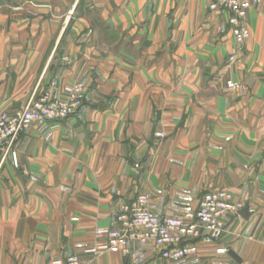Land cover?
Returning <instances> with one entry per match:
<instances>
[{"label":"crops","instance_id":"0c3cea01","mask_svg":"<svg viewBox=\"0 0 264 264\" xmlns=\"http://www.w3.org/2000/svg\"><path fill=\"white\" fill-rule=\"evenodd\" d=\"M210 2L0 0V115L88 87L75 116L18 140L17 165L0 152V264H264V0L244 21L243 49ZM225 80L250 93H225ZM211 190L251 217L226 219L196 255L90 251L107 242L98 230L123 229L122 207L139 195L153 215L192 219Z\"/></svg>","mask_w":264,"mask_h":264},{"label":"built area","instance_id":"2783aa9c","mask_svg":"<svg viewBox=\"0 0 264 264\" xmlns=\"http://www.w3.org/2000/svg\"><path fill=\"white\" fill-rule=\"evenodd\" d=\"M258 0H211L209 10L213 13H229L232 35L240 46L250 37L244 25L249 11ZM235 85L229 83L228 88ZM87 85L76 83L64 87L60 96L50 91L34 94L26 105L17 112L0 115V152L3 157H11L17 165L15 145L29 133L35 124L61 123L75 116L85 104ZM48 134L47 141L51 140ZM244 204L237 201L225 190L206 192L200 200L192 219L180 216L153 215L149 209V197L141 194L131 203L122 207L118 218L122 230L102 229L97 235L107 242L90 250L99 253L121 249L125 255L130 253V244L154 245L160 256L177 263L196 255L198 243L204 240L220 241L226 232V219L239 215ZM51 264H82L78 256L55 259Z\"/></svg>","mask_w":264,"mask_h":264},{"label":"rangeland","instance_id":"374dc122","mask_svg":"<svg viewBox=\"0 0 264 264\" xmlns=\"http://www.w3.org/2000/svg\"><path fill=\"white\" fill-rule=\"evenodd\" d=\"M257 4H259V2H256L253 6H252V8L255 6V5H257ZM251 8V9H252ZM229 14V13H228ZM248 17V16H247ZM245 25V24H244ZM246 26V25H245ZM249 30V29H248ZM230 33H231V35H232V32H231V27H230ZM249 33H250V31H249ZM232 37H233V39L235 40V38H234V36L232 35ZM250 38V37H249ZM249 40V39H248ZM247 40V41H248ZM247 41H246V43H247ZM235 42H236V44L238 45V49H243L244 47H245V44L243 45V46H240L238 43H237V41L235 40ZM65 60H66V58H65ZM229 83H233V85H235L234 87V89H229L228 88V85H229ZM66 87H68V86H66ZM223 91L225 92V93H227V94H231V95H236V96H239V97H245L246 95H248L249 93H250V88L247 86V85H243V84H238V83H235L234 81H232V80H225V82H224V87H223ZM62 93V92H61ZM53 94V93H52ZM54 95V94H53ZM55 96V95H54ZM57 97V96H56ZM26 105V104H25ZM24 105V106H25ZM19 111V110H18ZM15 112H17V111H15ZM14 113V112H13ZM37 125H39V124H37ZM46 141H47V139H46ZM50 141V140H49ZM246 206L244 205V208H245ZM57 259H62V258H57ZM52 263V262H51ZM50 263V264H51Z\"/></svg>","mask_w":264,"mask_h":264},{"label":"water","instance_id":"95a60500","mask_svg":"<svg viewBox=\"0 0 264 264\" xmlns=\"http://www.w3.org/2000/svg\"><path fill=\"white\" fill-rule=\"evenodd\" d=\"M239 215L244 218L245 220H249L251 217V213H250V207L249 205H247L240 213ZM231 257L237 261V262H241V260L239 259V257L234 253V252H230Z\"/></svg>","mask_w":264,"mask_h":264}]
</instances>
